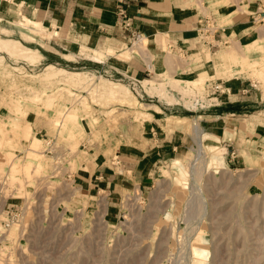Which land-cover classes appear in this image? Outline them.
I'll use <instances>...</instances> for the list:
<instances>
[{"label": "rangeland", "instance_id": "obj_1", "mask_svg": "<svg viewBox=\"0 0 264 264\" xmlns=\"http://www.w3.org/2000/svg\"><path fill=\"white\" fill-rule=\"evenodd\" d=\"M190 2L204 3L198 12L212 29L207 39L194 32L188 50L170 48L166 38L163 52L160 33L139 46L126 36L115 52L97 48L110 55L99 65L79 53L80 42L62 44L54 29L37 65L0 50V264H264V62L255 61L262 54L249 53L250 67L226 62L231 77L211 69L201 94L184 82L206 71L207 52L230 47L241 55L249 40H238L247 31L264 47V0ZM0 11L4 27L21 18L19 10ZM241 13L255 18L236 36L228 27ZM218 32L222 40L230 35L223 45L204 43ZM197 51L206 60L194 66ZM137 58L148 70L135 75ZM47 64L93 73L94 85L101 77L126 85L140 106L41 84L34 76ZM143 79L162 83L139 90L135 80ZM122 150L146 156L145 182L118 195L87 188L83 177L97 165L120 171ZM10 212L17 223L3 229Z\"/></svg>", "mask_w": 264, "mask_h": 264}, {"label": "crops", "instance_id": "obj_2", "mask_svg": "<svg viewBox=\"0 0 264 264\" xmlns=\"http://www.w3.org/2000/svg\"><path fill=\"white\" fill-rule=\"evenodd\" d=\"M203 5L204 3L197 8L190 0H0V10H6L7 13L19 10L28 18L42 22L46 30L54 29L55 33L61 34L62 44L70 39L71 42L78 41L87 47L94 45V49L107 46L112 50H118L122 39L129 37V33L122 28V15L131 23L132 30L148 38L158 33L165 34L172 44H169L170 48L176 46L181 50H188L192 46V40L198 37L194 38V32L197 35L200 24L205 18L211 20L210 17L199 14L198 9L201 10ZM254 18V13L252 16L234 15L228 28L236 36L242 35L249 29L247 25ZM221 40V32H218L214 34L213 41L206 40L204 43L213 47L216 45L214 43ZM154 53L155 60L163 61V57H157L156 50ZM136 61L133 73H145L147 67L138 58ZM125 63L127 67L128 62ZM116 157V165L120 171L103 164L97 165L92 174L83 177L87 188L92 185L109 194L118 195L135 182H145L144 172L148 165L145 155L122 150ZM127 173H130V178Z\"/></svg>", "mask_w": 264, "mask_h": 264}, {"label": "bare ground", "instance_id": "obj_3", "mask_svg": "<svg viewBox=\"0 0 264 264\" xmlns=\"http://www.w3.org/2000/svg\"><path fill=\"white\" fill-rule=\"evenodd\" d=\"M199 1V0H198ZM202 1V0H201ZM214 2L213 4H220L226 2V0H211ZM197 6V5H196ZM2 13V12H1ZM20 13V12H19ZM20 19L16 22H11L10 28L4 27V19L0 16V50L5 52L9 57L15 58V59H21L28 64L31 65H37L39 64L42 59L44 58L43 54L41 53V50H48L49 45L45 43L43 40L47 38L48 36L52 35L48 30H46L40 21H36L34 19L28 18L27 16L20 13ZM226 16H224L225 18ZM259 20L264 19V12H260L258 15ZM258 20V19H257ZM257 22V21H256ZM15 33V34H14ZM164 33V32H163ZM232 33V32H230ZM3 34V36H1ZM161 34V33H160ZM167 34V33H166ZM12 35H17L21 37L25 42L29 43L30 45L35 44L36 47H28L23 44V42L19 40H13ZM161 39H155L157 41V44L160 46L161 50L165 52L167 49L169 50V46H166L167 42V36L165 34H162ZM159 37V36H157ZM230 37V35H226L223 40H221L219 43L223 45V43ZM54 38V37H53ZM147 36L142 35V37L139 39V45H142L143 43L147 41ZM241 40H249L248 42L242 43L240 45L242 54L237 55L236 52L233 51L230 47H224L222 50H218L214 56H211L207 53L204 54V56L207 58V62L204 61L203 65H207L206 71H203L199 74L198 77L184 80L185 84H187V88H189L191 91L194 92V90L191 88L192 86L198 87V89L194 92L196 94H201L202 90L205 85V81L207 78H210L212 76H215V72L209 73L211 69H214L216 71V75H227L228 77H231V75H234V69L226 64V62H233V64H242L243 66L250 67L251 64L248 62V56L249 53L252 51H259L261 52V56L259 59H256L257 62H264V47L262 43L257 41V36L255 35H249V31L246 32V34L242 35L238 42ZM138 41V40H137ZM197 42V41H196ZM78 45V51L81 54H84L85 59H89V61L95 62L96 64L102 65L106 62L108 56H110L108 53L103 52L98 49L89 48L81 43H77ZM135 47V46H134ZM108 50L115 52V50L109 49ZM130 50V49H128ZM127 51H123V54H126ZM136 51V50H135ZM132 52V51H130ZM137 52V51H136ZM200 52V51H199ZM139 53V51L137 52ZM195 55L193 57V64L195 62H198L200 58H204V56H200L201 53L198 54L197 52H194ZM208 56V57H207ZM63 58H65L66 61H73L71 55H62ZM87 57V58H86ZM2 58V57H0ZM205 59V58H204ZM206 60V59H205ZM254 60L252 63H257ZM223 64V70L217 68V66H222ZM262 64V63H261ZM196 63L194 64V66ZM200 65V64H199ZM263 65V64H262ZM152 68V67H151ZM241 68V67H240ZM13 70L17 72H21L19 68H13ZM23 72V71H22ZM235 72H239V70H235ZM259 72V71H258ZM210 74V75H209ZM38 80L42 81L41 84L45 83L46 86H54V85H63L64 87H73L75 89H83L89 90L91 92H94L95 94H98V96L106 97L108 100H114V101H122L127 103H135L140 106V103L136 101L134 96L129 91L128 87L126 85L115 83L108 81L107 78L102 79L99 78V84L94 85L92 80L95 78V75L93 73L83 72V71H69L66 69L58 68L53 64H47L44 66L42 71L35 75ZM136 84L138 85L139 90H154L156 89V84L159 86L162 82L156 83L152 80L143 79V80H135ZM92 83V85H91ZM195 88V87H194ZM64 89H59L57 91L58 94H61V92ZM68 93V92H67ZM70 94V97H73V100H77L75 98L76 96L72 93ZM53 97V95H52ZM35 98V97H34ZM61 98V97H60ZM79 98V97H78ZM79 100V99H78ZM81 107L83 109L88 108L86 106L85 99H81L79 102ZM191 105V104H190ZM154 107V106H153ZM76 108V107H75ZM156 108V107H155ZM78 109V108H77ZM154 109V108H153ZM157 109V108H156ZM155 110V109H154ZM158 110V109H157ZM67 111V110H66ZM109 113L111 110H108ZM156 111V110H155ZM67 119H76V114L72 113L69 115V112H66ZM106 113V112H105ZM148 114V113H146ZM151 115V114H149ZM64 129H66L68 132L70 131L69 126H65ZM72 134V132L70 133ZM38 142V141H37ZM201 143V142H200ZM32 146V144H31Z\"/></svg>", "mask_w": 264, "mask_h": 264}, {"label": "built area", "instance_id": "obj_4", "mask_svg": "<svg viewBox=\"0 0 264 264\" xmlns=\"http://www.w3.org/2000/svg\"><path fill=\"white\" fill-rule=\"evenodd\" d=\"M258 13H260L258 11ZM122 28L129 33V38L137 41L139 40L143 34H140L137 31L132 30V25L129 22V20L122 15ZM211 20L209 18H205L203 23L200 24L199 32H202V35L204 38H207L211 33ZM209 34V35H208ZM17 223V214L10 212L8 215H6V220L2 223V228H10L12 225Z\"/></svg>", "mask_w": 264, "mask_h": 264}]
</instances>
